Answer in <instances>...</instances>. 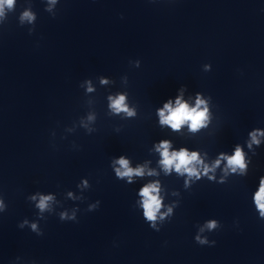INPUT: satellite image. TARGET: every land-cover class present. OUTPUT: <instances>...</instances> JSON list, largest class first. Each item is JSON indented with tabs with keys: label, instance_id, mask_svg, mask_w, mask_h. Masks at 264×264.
<instances>
[{
	"label": "water",
	"instance_id": "water-1",
	"mask_svg": "<svg viewBox=\"0 0 264 264\" xmlns=\"http://www.w3.org/2000/svg\"><path fill=\"white\" fill-rule=\"evenodd\" d=\"M177 100L197 129L161 123ZM165 142L193 173L165 168ZM262 181L264 0L3 6L0 264H264Z\"/></svg>",
	"mask_w": 264,
	"mask_h": 264
},
{
	"label": "clouds",
	"instance_id": "clouds-1",
	"mask_svg": "<svg viewBox=\"0 0 264 264\" xmlns=\"http://www.w3.org/2000/svg\"><path fill=\"white\" fill-rule=\"evenodd\" d=\"M13 3L14 0H0V14H2L3 6L5 4L9 8H11ZM24 16L28 19H31L28 13H25ZM123 100V96L119 97L116 101H114L113 107L117 110H120L123 104ZM165 108L169 109V114L167 116H164L163 111H161V123L169 124L173 129H179L185 121H190L191 129L195 130L198 128V126H200L202 120L205 118L206 115L205 111H197L195 108L189 109L186 104L181 103L179 100H177V107L175 109H171L170 105H165ZM161 147L163 148V151L161 153L163 156L162 163L165 168H170L174 166L177 172H180L181 169H183L184 171L189 172L190 174L195 171L193 168H190L189 165L198 160L196 153H192L191 155H189L187 151L182 149L180 152L172 153L170 155L166 142L162 144ZM118 163L121 165L122 168L125 169V171L122 173L118 170V175L131 176L133 174H143L142 169H130L128 167V162L123 158H121ZM228 164L240 168H243L245 166L243 163V154L239 148H237V150L235 151L234 156L228 158ZM157 191L158 190L155 185L145 186L141 190V195L142 197H144V215L148 220L155 219V214L161 206V202L158 199L157 195H154V193H156ZM48 199H50V197L41 198L40 203L38 205L39 208L44 209L47 206L46 202ZM256 201L258 207L260 208L262 213H264V181L261 182V187L259 193L256 196Z\"/></svg>",
	"mask_w": 264,
	"mask_h": 264
}]
</instances>
